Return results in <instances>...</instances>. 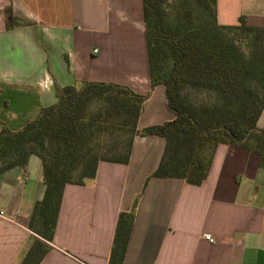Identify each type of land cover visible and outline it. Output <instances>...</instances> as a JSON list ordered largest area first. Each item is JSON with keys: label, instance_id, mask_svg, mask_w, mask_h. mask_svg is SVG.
Instances as JSON below:
<instances>
[{"label": "crops", "instance_id": "0c3cea01", "mask_svg": "<svg viewBox=\"0 0 264 264\" xmlns=\"http://www.w3.org/2000/svg\"><path fill=\"white\" fill-rule=\"evenodd\" d=\"M216 3L221 25L245 16L247 24L264 26V0ZM83 80L149 94L139 128L176 117L164 86L151 89L143 0H0V100L14 89L35 100L14 114L20 123L10 129L55 104L60 88ZM257 125L264 129V109ZM165 145L161 136H137L128 164L101 161L94 180L66 185L51 248L39 264H109L119 214L139 194L123 264H264L260 156L221 143L201 185L154 177L143 189ZM45 191L37 155L0 175V264H21L34 237L41 238L31 219Z\"/></svg>", "mask_w": 264, "mask_h": 264}, {"label": "trees", "instance_id": "16d2710c", "mask_svg": "<svg viewBox=\"0 0 264 264\" xmlns=\"http://www.w3.org/2000/svg\"><path fill=\"white\" fill-rule=\"evenodd\" d=\"M143 0L151 89L165 88L176 117L139 128L149 94L114 82L83 80L58 90V101L18 130L0 121V175L26 167L31 155L42 160L46 184L35 204L34 237L21 264H39L50 250L66 185L97 177L101 161L128 164L137 136L166 140L151 178H178L201 185L217 147L237 144L256 152L264 164V129L257 122L264 109V26L221 25L217 0ZM247 40L246 52L237 43ZM188 88L213 93L196 102ZM141 194L118 217L109 264H123Z\"/></svg>", "mask_w": 264, "mask_h": 264}, {"label": "rangeland", "instance_id": "374dc122", "mask_svg": "<svg viewBox=\"0 0 264 264\" xmlns=\"http://www.w3.org/2000/svg\"><path fill=\"white\" fill-rule=\"evenodd\" d=\"M169 0L166 2L167 10H171ZM237 44L242 47L246 52L248 51L247 40L242 36H238ZM22 92L19 89L3 90V96L0 100V121L4 122L9 128L17 127L20 123V119H13L14 114H18L22 110L30 109V106L35 101L33 97H23ZM187 93L196 102H211L213 99V93L208 92L205 89L200 88H188ZM8 97V98H6ZM4 99L7 103L4 104ZM1 128V125H0Z\"/></svg>", "mask_w": 264, "mask_h": 264}, {"label": "built area", "instance_id": "2783aa9c", "mask_svg": "<svg viewBox=\"0 0 264 264\" xmlns=\"http://www.w3.org/2000/svg\"><path fill=\"white\" fill-rule=\"evenodd\" d=\"M94 51L97 52V49H95ZM2 215H3V213H2ZM206 239L213 241V238L211 235H206Z\"/></svg>", "mask_w": 264, "mask_h": 264}]
</instances>
